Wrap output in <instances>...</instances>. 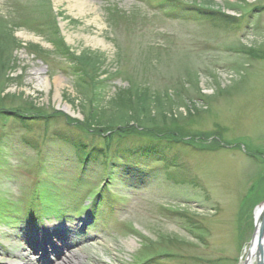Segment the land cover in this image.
<instances>
[{
    "label": "rangeland",
    "instance_id": "1",
    "mask_svg": "<svg viewBox=\"0 0 264 264\" xmlns=\"http://www.w3.org/2000/svg\"><path fill=\"white\" fill-rule=\"evenodd\" d=\"M263 195L264 0H0V264H241Z\"/></svg>",
    "mask_w": 264,
    "mask_h": 264
},
{
    "label": "bare ground",
    "instance_id": "2",
    "mask_svg": "<svg viewBox=\"0 0 264 264\" xmlns=\"http://www.w3.org/2000/svg\"><path fill=\"white\" fill-rule=\"evenodd\" d=\"M65 112H70V109L68 107H65L63 109ZM264 197V195H263ZM263 201L262 204H260L255 211V220H256V226L258 224L257 230L255 231V234L251 240L250 245L243 251L244 252V256L243 259L241 261V264H257V248H258V240H259V234H260V222H258V220H261L262 216H263ZM60 230H56L53 227H46V229L42 230L39 233V238L37 239H33V241L31 240V243L34 244L35 246L38 244L37 246V250L42 254V255H46V249L49 247L54 248V245L52 247V244H54V240L52 239H56V241L59 243H63V238L64 236H62L63 234H60ZM62 233V232H61ZM37 235V234H36ZM35 235H33L34 237ZM42 239V241H45V247L44 248L42 245H40L38 242V240ZM37 243V244H35ZM33 246V245H31ZM35 249V248H33ZM263 250H264V240H263ZM21 261H23V264H30V262L28 263V258L24 255V254H19ZM67 258H69L67 256ZM61 264V263H58Z\"/></svg>",
    "mask_w": 264,
    "mask_h": 264
},
{
    "label": "trees",
    "instance_id": "3",
    "mask_svg": "<svg viewBox=\"0 0 264 264\" xmlns=\"http://www.w3.org/2000/svg\"><path fill=\"white\" fill-rule=\"evenodd\" d=\"M5 65V64H4ZM80 71H82V69L80 70ZM131 93H129V98H131V99H134V100H136L138 103H139V101L141 100L140 99V97H139V92L138 93H136V94H131ZM143 101V100H142ZM142 101H140V102H142ZM142 104H144V102H142ZM1 112H3V111H1ZM14 117H16V118H20L21 119V117H19L18 115H17V112L15 113V115H14ZM21 120H23V119H21ZM90 124V123H89ZM94 124H96V123H94ZM127 129L126 130H124V132H125V134H130V132H132V131H130L132 128H130V126H128V125H126L125 126ZM111 128V127H110ZM77 130L79 131V132H87L88 134H90L91 136L93 135H96V133H97V131H95V130H92V131H90V128H87L86 127V125H85V127H77ZM110 131H112V130H110ZM114 132V131H113ZM109 134V136H112V135H114V134H112V133H108ZM131 134H133V133H131ZM97 135H98V133H97ZM109 136H107V137H105L104 138V141H108V139H109ZM168 140H170V141H175V140H171V139H168ZM69 142V144H74L75 145V147L77 148V151L78 150H80V151H82V149H84V147L82 148V146H81V143H78V141H76L75 140V142L74 141H68ZM109 142V141H108ZM170 143V142H169ZM182 143V142H181ZM150 151H152V149H150ZM86 153H89V154H86ZM86 154V155H85ZM84 155H85V159L87 158L88 160H90L91 158H93V157H95V158H93V159H95V160H97L96 158H100V156H99V154H97V153H91V152H84ZM102 157V156H101ZM108 157V156H107ZM107 157H106V159H107ZM87 163H88V161H87Z\"/></svg>",
    "mask_w": 264,
    "mask_h": 264
},
{
    "label": "water",
    "instance_id": "4",
    "mask_svg": "<svg viewBox=\"0 0 264 264\" xmlns=\"http://www.w3.org/2000/svg\"><path fill=\"white\" fill-rule=\"evenodd\" d=\"M264 205V204H263ZM260 222V234H259V240H258V250H257V264H264V250H263V240H264V206H263V216L261 220H258ZM258 224L256 226L257 230Z\"/></svg>",
    "mask_w": 264,
    "mask_h": 264
}]
</instances>
